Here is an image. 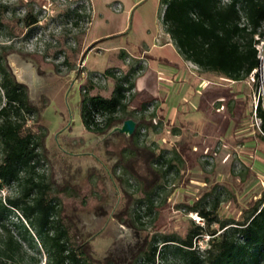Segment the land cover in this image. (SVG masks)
Returning <instances> with one entry per match:
<instances>
[{"label":"rangeland","instance_id":"obj_1","mask_svg":"<svg viewBox=\"0 0 264 264\" xmlns=\"http://www.w3.org/2000/svg\"><path fill=\"white\" fill-rule=\"evenodd\" d=\"M164 7L163 0H0V54L44 108L27 119L36 136L47 134L36 170L45 182L55 180L54 220L71 221L77 240L102 262L145 244L157 246L152 264H183L169 254L178 243L164 237L185 239L197 226L207 228L204 209L214 212L218 222L209 229L219 233L264 196V142L255 114L264 98L261 81L228 83L193 65L183 68L162 23ZM126 77L124 86L134 85L124 102L137 125L135 148L124 135L88 131L81 116L84 98H110ZM5 100L0 88V107ZM63 135L74 156L58 149L56 136ZM67 156L73 177L63 186L59 164ZM147 159L163 175L150 208ZM19 191L13 184L0 196ZM3 222L28 254L47 263L37 236L30 246L21 233L24 223L35 234L21 210ZM208 239L194 237L200 254ZM137 264L147 260L141 256Z\"/></svg>","mask_w":264,"mask_h":264},{"label":"trees","instance_id":"obj_2","mask_svg":"<svg viewBox=\"0 0 264 264\" xmlns=\"http://www.w3.org/2000/svg\"><path fill=\"white\" fill-rule=\"evenodd\" d=\"M163 2V26L183 60L193 63L201 70L235 82L245 81L259 69L257 45L259 39L264 38V0ZM4 59L5 55L0 54V88L6 98L4 105L0 107V194L13 184L20 191L17 196H0V264H40V260L28 254L21 240L3 222V217L12 210H21L23 217L30 223L35 234L24 223L21 233L28 235L30 246L37 245L34 237L37 236L48 255L46 264H137L141 256L145 257L147 264L154 263L157 246L146 250L145 244L137 248V252L129 251L124 257H107L103 262L95 259L88 244L77 240L71 221L63 223L54 220L59 211L50 192L51 183L55 184V180L45 182L44 176L39 175L36 170L45 155L41 150L46 149L47 134L36 136L28 126L27 119V115L31 113L40 115L44 108L31 100L27 85L9 71ZM254 78L259 85L258 72ZM127 82L128 77L120 79L110 98H84L81 116L88 131L99 135H124L135 148L137 125L132 134L121 130L126 121L133 120L127 114L124 101L125 93L134 85L129 83L127 88L124 86ZM255 114L260 121V138L264 142L263 96L259 97ZM97 117L103 120L98 121ZM56 139L58 149L67 155H75L73 146H68L66 135L56 136ZM149 155L152 159L155 158L154 153ZM68 156L67 160L63 159L59 164L61 176L65 177L63 186L72 183L70 179L73 177V166ZM149 162L147 159L144 175L148 208L152 205L154 190L163 178L160 168L154 169ZM124 203L126 206V200ZM199 213L208 221V227L197 226L185 239L164 237L165 242L178 243L169 254L178 257L183 264H264V196L246 209V215L240 222L222 223L219 233L209 229L213 223L218 222L214 218V212L204 209ZM126 221L134 225L132 221ZM206 233L209 236V247L200 254L193 240Z\"/></svg>","mask_w":264,"mask_h":264},{"label":"built area","instance_id":"obj_3","mask_svg":"<svg viewBox=\"0 0 264 264\" xmlns=\"http://www.w3.org/2000/svg\"><path fill=\"white\" fill-rule=\"evenodd\" d=\"M259 39V38H258ZM259 43L257 45L258 53H259V60H260V67L258 70H255L252 73V77H254L255 73L258 72L260 74V81H261V87L264 94V38L259 39Z\"/></svg>","mask_w":264,"mask_h":264},{"label":"water","instance_id":"obj_4","mask_svg":"<svg viewBox=\"0 0 264 264\" xmlns=\"http://www.w3.org/2000/svg\"><path fill=\"white\" fill-rule=\"evenodd\" d=\"M20 82H22V81H20ZM22 83L25 84L24 82H22ZM135 128H136V123L133 120H128L125 122L124 127L121 130L128 133V134H132L135 131Z\"/></svg>","mask_w":264,"mask_h":264},{"label":"crops","instance_id":"obj_5","mask_svg":"<svg viewBox=\"0 0 264 264\" xmlns=\"http://www.w3.org/2000/svg\"><path fill=\"white\" fill-rule=\"evenodd\" d=\"M164 29H165V28H164ZM167 35H168V41H170L171 43H174L173 40L171 39L170 35H169V34H167ZM171 43H168V44L166 45V47L172 46L173 44H171ZM178 57L182 58V57L180 56L179 53H178ZM182 62L185 63V64L182 66L183 68H186V65H187V64H190V65H193V66L197 67L196 65H194L193 63H191V62H189V61H185V60L182 59ZM191 71H192V70H191ZM220 78H221V79H224V80H225L226 82H228V83H239V82L231 81V80L226 79V78H223V77H220ZM241 82H243V81H241Z\"/></svg>","mask_w":264,"mask_h":264}]
</instances>
